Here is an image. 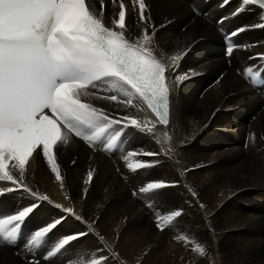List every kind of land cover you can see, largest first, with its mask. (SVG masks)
I'll return each instance as SVG.
<instances>
[{
	"label": "bare ground",
	"instance_id": "bare-ground-1",
	"mask_svg": "<svg viewBox=\"0 0 264 264\" xmlns=\"http://www.w3.org/2000/svg\"><path fill=\"white\" fill-rule=\"evenodd\" d=\"M124 2L128 6L129 17H132L134 13L131 0ZM145 2L149 5L152 21L157 26L166 25L157 33L163 49L169 55L187 52L179 63V73L190 72L192 76L174 87L171 93V116L167 131L173 137L171 145L175 148L174 157H158V167L138 171L134 175L123 160L127 152H159L167 145L157 144L147 134L132 133L125 135L111 151L105 152L99 148L90 154L86 144L74 139L58 153V162L65 176L64 189H61L45 163L40 158H33L26 174L27 183L48 195L54 203L73 206L78 214L94 222V232L103 236L102 232H106L110 226L108 237L112 240V245L104 240L105 248H96V236L89 235L73 242V246L56 259L60 264H69V258L74 261L77 256L102 255L108 257V264L163 263L165 259L162 252L143 254L147 249H153L150 238L155 227L154 219L150 218L154 216L152 210L144 206L147 202L145 197H130L142 182L163 180L178 181V186L164 191L151 201L155 209L162 214L169 209L184 210V215L174 222V226L165 230L169 236L165 244L173 246L171 264L209 262L213 255L211 244L220 246L227 264H264V261L260 262L264 260V139H261L264 137V100L246 85L240 74L246 67L253 65L247 59L248 56L264 53V29L249 28L233 38L236 43L256 46L251 51L238 50L229 59L221 50L225 49V44L217 31L221 26L216 20L229 16L234 11L237 0H232L224 8L218 7V0ZM194 8L205 15H194ZM112 18V11L106 12L105 22L109 23ZM129 23L131 24V19ZM257 23L264 21L260 20L258 9L253 7L229 18L223 23L222 29L230 33ZM212 43L221 51L215 52ZM87 99L97 107H108L102 101L91 97ZM108 110L117 111L112 108ZM118 114H128L141 120L151 116L146 108L143 112L129 108ZM157 128V136L162 140L164 129L162 126ZM253 133L256 137L254 142ZM143 159L150 162L152 158ZM73 160L76 161L75 164H72ZM177 161L178 164L175 163ZM177 167L185 169L183 176L178 174ZM89 168L95 169L94 179L90 185H84ZM187 187L198 194V200L190 196ZM84 188L88 189L86 197L83 195ZM69 196L71 199H68ZM29 202L19 195L5 196L0 198V210L8 212L15 205L23 207ZM200 204L205 207L201 208ZM59 215V211L53 206L42 204L26 220L14 245H0V264H28L24 262V256H16L17 252H21L31 258L26 248L21 246L22 243L25 245L33 230ZM137 216L140 218L133 220ZM125 218L127 223L124 227L121 224L116 227L123 231L115 242L111 236V228H115V223ZM193 219L204 224H194ZM109 223L111 224L108 225ZM132 226L139 227L143 233L138 245H135L136 236L131 240L126 238L137 234L138 231ZM82 227L83 225L69 218L48 239L57 241L63 235ZM180 234H186L192 243L186 245L174 239ZM258 235H262L263 239L260 245L255 240ZM204 236L210 238L212 243L204 241ZM196 242L206 246L205 257L200 258L198 254L191 252L190 249ZM158 244L163 245L161 239ZM134 246L138 254H133ZM110 252L117 254L120 259L114 260L109 256Z\"/></svg>",
	"mask_w": 264,
	"mask_h": 264
},
{
	"label": "snow or ice",
	"instance_id": "snow-or-ice-1",
	"mask_svg": "<svg viewBox=\"0 0 264 264\" xmlns=\"http://www.w3.org/2000/svg\"><path fill=\"white\" fill-rule=\"evenodd\" d=\"M231 3L232 0H218V7ZM131 5L134 15L129 17L124 0H0V182H3L0 198L19 195L30 201L23 207L15 205L8 212L0 210V245H14L26 220L42 204L47 203L60 213L29 234L25 248L32 259L28 264H52L73 242L89 235L104 242V237L94 232V222L78 214L73 206L54 203L48 195L26 182L33 158H40L64 189L65 176L58 153L74 139L93 150L102 148L105 152L132 133L147 134L157 144L167 145L159 152H127L123 160L134 175L158 167V157H174L173 137L167 131L171 93L174 87L192 78L190 72L179 73V63L187 52L166 53L157 36L159 29L166 25L157 26L152 21L145 0H131ZM253 7L264 21V0H237L234 11L218 18L216 23L222 30L229 18ZM108 11H112L113 18L106 23L104 17ZM193 14L203 15L198 8L193 9ZM249 28L264 29V23L240 27L226 34V57L231 59L236 51H251L256 46L239 44L233 39ZM247 59L253 65L240 74L255 87L261 82L258 78H264V53L250 55ZM88 97L108 107H97ZM109 108L117 111H109ZM129 108L140 112L146 108L151 116L141 120L118 114ZM157 126L164 129L162 140L157 136ZM255 138L253 133V142ZM143 158L152 159L149 162ZM75 163L73 160L72 164ZM94 172L92 168L87 170L84 185L93 182ZM177 172L183 176L185 169L177 167ZM177 186L178 181L150 180L142 182L133 192L145 197L157 230L171 229L184 215L182 208L169 209L162 214L151 202ZM87 191L83 189L85 197ZM187 192L198 200V194L191 187H187ZM69 218L83 227L57 241L49 240ZM174 239L186 245L192 243L186 234ZM190 250L200 258L207 255L206 246L198 242ZM109 256L116 261L120 259L115 253L110 252ZM69 264H108V257L77 256L74 261L69 258Z\"/></svg>",
	"mask_w": 264,
	"mask_h": 264
},
{
	"label": "rangeland",
	"instance_id": "rangeland-1",
	"mask_svg": "<svg viewBox=\"0 0 264 264\" xmlns=\"http://www.w3.org/2000/svg\"><path fill=\"white\" fill-rule=\"evenodd\" d=\"M205 14L203 13V15L202 16H204ZM206 18V17H205ZM215 43V42H214ZM213 44V43H212ZM213 50L215 51V52H220L221 50L225 53V49H218L217 48V45H215V44H213ZM229 64V63H228ZM232 65V64H231ZM231 65H229V67H231ZM188 115H190V113H188ZM163 128V127H162ZM84 145V144H83ZM87 146V145H86ZM87 148L90 150V154H92L93 153V149H91V148H89L88 146H87ZM246 148V146L244 147V149ZM86 149V148H85ZM125 182V181H124ZM126 184H128V182H125ZM100 188H101V186H100ZM100 190V189H99ZM98 190V191H99ZM132 196V197H131ZM130 197L131 198H135V195H133V193H131V195H130ZM121 206H123V205H121ZM144 206H146V204H144ZM140 215V214H139ZM140 217L139 216H137L136 218H134L133 220H136V219H139ZM150 218V217H149ZM150 219H154V218H150ZM193 221H194V224H199V225H202V224H204L203 222H201V221H199V220H195V219H193ZM199 222V223H198ZM111 223H113V221L111 222ZM111 223H109L108 225H110ZM127 223V219L125 218V219H121L120 220V222L119 223H115L114 225H115V228H114V226H113V228H111V236H112V239L115 241V242H117L118 241V238H119V233L121 232V231H123L122 230V228L124 227V225ZM118 224H121V226H122V228H121V230H118L119 228H116L117 226H118ZM154 225V224H153ZM155 227V226H154ZM108 229H107V231L105 232V231H103L102 233H103V236L105 237L104 238V240H105V242L108 244L109 243V245H112L113 243H112V240L110 239V237H108V232H110V230H109V228H110V226H108L107 227ZM131 228H135L138 232H137V234H135V235H131L130 237H126L127 239H129V240H131V239H133V238H135V236H136V239H135V245H138L140 242H141V240H142V237H143V233H142V230L139 228V227H136V226H132ZM195 228V227H194ZM117 229V230H116ZM196 229V228H195ZM118 231V232H116V231ZM197 230V229H196ZM195 230V231H196ZM156 231V232H155ZM157 232H159V233H157ZM153 235H152V237L150 238V239H152L151 240V243H152V247H153V249L152 250H150V249H147V252H144L143 254H145V255H148V254H156V253H159V252H162V254H163V257H164V262L163 263H160V264H171V262H172V256H173V246H169V245H166L165 244V242H166V240H167V238L169 237L168 235H167V233L165 232V230L164 231H160V230H157L156 228H155V230L153 231V233H152ZM162 240V243H163V245H161V244H158V240ZM257 239V240H256ZM259 239V240H258ZM261 239V240H260ZM111 240V241H110ZM203 240L204 241H211V239L210 238H206L205 236L203 237ZM255 240H256V244L257 245H260L261 244V242H262V235L260 236V235H258V236H255ZM98 241V240H97ZM96 241V242H97ZM112 243V244H111ZM210 243H212V241L210 242ZM99 246H98V245ZM24 245V243H22V247L24 248L25 247V245ZM96 248H105V246L103 245V243H101V242H97L96 243ZM211 246H212V249H213V255H212V258L210 259V261L209 262H203L202 264H227L226 263V260H225V258L222 256V254H221V251H220V246L219 247H217L216 245H213V244H211ZM214 247V248H213ZM218 248V249H217ZM132 251H133V254H138V252H137V248H136V246H134L133 247V249H132ZM214 254H216V255H214ZM221 255V256H220ZM17 256V255H16ZM21 256V257H20ZM23 256H24V258H23ZM19 258H23V259H27V258H30L28 255H23L21 252H20V255L18 256ZM26 257V258H25ZM214 257V258H213ZM217 258V259H216ZM216 260V261H215ZM55 261V262H54ZM53 262H52V264H60L61 262H59L57 259H55ZM213 261V262H212ZM261 261H264V260H260V262ZM221 262V263H220ZM258 264H259V262H258Z\"/></svg>",
	"mask_w": 264,
	"mask_h": 264
}]
</instances>
